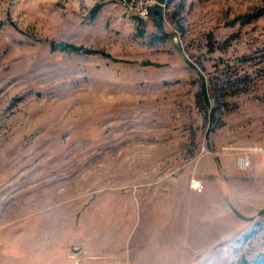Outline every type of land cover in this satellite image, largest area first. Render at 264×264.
Segmentation results:
<instances>
[{"label": "rangeland", "instance_id": "obj_1", "mask_svg": "<svg viewBox=\"0 0 264 264\" xmlns=\"http://www.w3.org/2000/svg\"><path fill=\"white\" fill-rule=\"evenodd\" d=\"M118 1L0 0V264L250 261L264 169L235 156L264 144V16L236 18L264 0Z\"/></svg>", "mask_w": 264, "mask_h": 264}, {"label": "built area", "instance_id": "obj_2", "mask_svg": "<svg viewBox=\"0 0 264 264\" xmlns=\"http://www.w3.org/2000/svg\"><path fill=\"white\" fill-rule=\"evenodd\" d=\"M119 6L127 13L132 15L137 20L145 19L150 13V9L153 6L159 5L157 0H119ZM202 152L206 150L201 148ZM235 156V166L238 170H243L249 166L250 155L259 153L261 155V163L264 166V144L261 146H255L240 150ZM188 187L195 193L202 191L201 182L199 179L191 177L188 181Z\"/></svg>", "mask_w": 264, "mask_h": 264}, {"label": "trees", "instance_id": "obj_3", "mask_svg": "<svg viewBox=\"0 0 264 264\" xmlns=\"http://www.w3.org/2000/svg\"><path fill=\"white\" fill-rule=\"evenodd\" d=\"M97 9H98V6H94L90 10V15L92 16L96 12ZM262 16H264V6L257 8L254 11H251L249 13L243 14V15L237 17L236 20H239L241 23H249V22L254 21V20H256ZM49 47H50V50H59V51H65V52H68V51L79 52L80 51V52H84V53H99L105 57H108V55L105 53H102V52H99L96 50L83 49L80 46H74V45H71L68 43H61V42L55 43V42L51 41L49 43ZM197 75H198V79H199L200 95H201L202 102H203L204 106L206 108H208V123L210 124V122L212 121L213 111L217 107V104L213 105V106L209 105L208 97L206 94V91H207L206 83L204 81L203 76L200 75L198 71H197ZM222 88H225V87L220 86V89H222ZM239 264H264V251L257 253L255 255V257L253 259H251L250 261H247L245 259L241 260L239 262Z\"/></svg>", "mask_w": 264, "mask_h": 264}, {"label": "crops", "instance_id": "obj_4", "mask_svg": "<svg viewBox=\"0 0 264 264\" xmlns=\"http://www.w3.org/2000/svg\"><path fill=\"white\" fill-rule=\"evenodd\" d=\"M254 154H259V153H254ZM259 159H260V161H261V155L259 154ZM227 157V156H226ZM226 157H224V158H226ZM224 158L222 159V161H220L222 164V166H223V163H225V162H227V161H225L224 160ZM224 161V162H223ZM195 164V163H194ZM262 164V163H261ZM193 167H194V165H193ZM232 166H230V168H231ZM249 167V166H248ZM262 169H264V166L262 165ZM194 172H196L197 174H200V173H204V174H208L209 176H211V177H214V179H213V181H215L216 182V184L217 185H220V183L218 182V178H217V176H218V170H219V168L213 163V161H210L209 162V165H208V167H200V168H196V167H194ZM188 192L192 195V196H195V192L194 191H192V190H188ZM84 250V249H83ZM85 252L86 251H84V253H82L81 255L84 257L85 256ZM81 256V257H82ZM86 257V256H85ZM88 257V256H87ZM86 257V258H87ZM94 257H98V254L97 255H95ZM85 262V261H84Z\"/></svg>", "mask_w": 264, "mask_h": 264}, {"label": "water", "instance_id": "obj_5", "mask_svg": "<svg viewBox=\"0 0 264 264\" xmlns=\"http://www.w3.org/2000/svg\"><path fill=\"white\" fill-rule=\"evenodd\" d=\"M152 13L155 15V14H157V10H152Z\"/></svg>", "mask_w": 264, "mask_h": 264}]
</instances>
